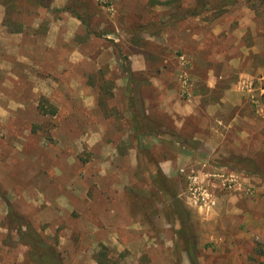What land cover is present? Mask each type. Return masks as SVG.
<instances>
[{
    "label": "rangeland",
    "instance_id": "rangeland-1",
    "mask_svg": "<svg viewBox=\"0 0 264 264\" xmlns=\"http://www.w3.org/2000/svg\"><path fill=\"white\" fill-rule=\"evenodd\" d=\"M225 1L0 0V264H264V0Z\"/></svg>",
    "mask_w": 264,
    "mask_h": 264
},
{
    "label": "trees",
    "instance_id": "trees-1",
    "mask_svg": "<svg viewBox=\"0 0 264 264\" xmlns=\"http://www.w3.org/2000/svg\"><path fill=\"white\" fill-rule=\"evenodd\" d=\"M232 0H226L225 2H231ZM71 9H73V8H71ZM74 10V9H73ZM75 11V13L77 14V16H79V13L78 12H76V10H74ZM80 17V16H79ZM53 109V107L51 108V112L53 111H55V110H52ZM137 117H138V115H137ZM136 121V120H135ZM162 174V173H161ZM162 176H163V174H162ZM162 182H163V185L162 186H165V190H168V191H170V193H172L173 192V188L168 184V181H167V179L165 178V177H163V179H162ZM174 194H175V192H173ZM178 204H179V202H175V208H178L179 209V206H180V204H179V206H178ZM181 207V206H180ZM11 219H14V218H11ZM21 219H22V217H19V220L18 221H21ZM29 225V224H28ZM180 232V231H179ZM183 231H181V233H182ZM182 235V234H181ZM24 238H25V240H27V237L26 236H24ZM182 240H183V245H184V247H182V249L183 250H186V252L189 254V258H190V260H191V263L192 264H196V258L194 257V249H195V247H196V245H195V243L193 244V243H191L189 240H190V238H189V236L188 235H186V233H185V236H183L182 237ZM27 242L28 243H30L28 240H27ZM31 244V246H33L35 249H36V251L34 252L33 250V252L31 253V256H32V259L34 260V261H36L37 263H40V264H46V263H48L47 261H45V259H44V256H42L43 255V253H41L40 251H39V248H38V245L37 244H35L34 242H33V244L32 243H30ZM177 245V247L179 248L180 246H179V243H177L176 244ZM94 258L97 260V262L98 263H100V264H112L111 263V260L110 259H108V256H107V254L104 252V251H98V252H96L95 254H94ZM47 260V259H46Z\"/></svg>",
    "mask_w": 264,
    "mask_h": 264
},
{
    "label": "built area",
    "instance_id": "built-area-1",
    "mask_svg": "<svg viewBox=\"0 0 264 264\" xmlns=\"http://www.w3.org/2000/svg\"><path fill=\"white\" fill-rule=\"evenodd\" d=\"M244 87H248L249 90H252L254 88V85H253V81H248L246 82L245 85H243ZM205 199V198H204Z\"/></svg>",
    "mask_w": 264,
    "mask_h": 264
},
{
    "label": "crops",
    "instance_id": "crops-1",
    "mask_svg": "<svg viewBox=\"0 0 264 264\" xmlns=\"http://www.w3.org/2000/svg\"><path fill=\"white\" fill-rule=\"evenodd\" d=\"M209 85H210V87H213V86H212V83L209 84ZM215 87H216V86H215ZM228 94H230V92L227 90V91H226V94H225L226 97H225V101H224V102H227V96H228Z\"/></svg>",
    "mask_w": 264,
    "mask_h": 264
}]
</instances>
